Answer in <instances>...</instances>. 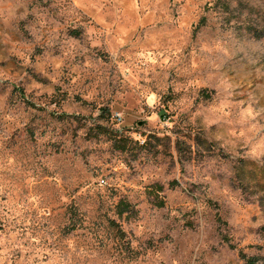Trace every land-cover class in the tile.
<instances>
[{
    "label": "rangeland",
    "instance_id": "obj_1",
    "mask_svg": "<svg viewBox=\"0 0 264 264\" xmlns=\"http://www.w3.org/2000/svg\"><path fill=\"white\" fill-rule=\"evenodd\" d=\"M249 258L264 0H0V264Z\"/></svg>",
    "mask_w": 264,
    "mask_h": 264
},
{
    "label": "trees",
    "instance_id": "obj_2",
    "mask_svg": "<svg viewBox=\"0 0 264 264\" xmlns=\"http://www.w3.org/2000/svg\"><path fill=\"white\" fill-rule=\"evenodd\" d=\"M100 127L103 129L104 126H100ZM117 134H118V133H117ZM124 146H125V145L119 144V145H118V148H119V147H124ZM156 202H158V204H159L160 206H162V205L165 204V202H164L163 200H157ZM119 203H120V204L118 205V214H119L120 217L123 216L124 214H127V216H129V215L135 213V209H134V207H133V205H132L131 202H128V201H126V200H121ZM113 223H114L116 226H118V223H117V222L113 221ZM248 260H249V262H251V264H256V262L251 261V260H252L251 258H249Z\"/></svg>",
    "mask_w": 264,
    "mask_h": 264
}]
</instances>
